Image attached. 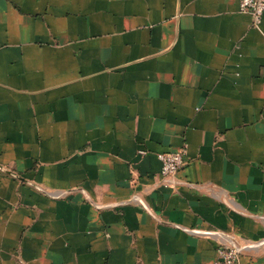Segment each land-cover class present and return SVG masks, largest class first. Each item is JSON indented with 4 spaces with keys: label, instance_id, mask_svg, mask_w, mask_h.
I'll return each instance as SVG.
<instances>
[{
    "label": "crops",
    "instance_id": "crops-1",
    "mask_svg": "<svg viewBox=\"0 0 264 264\" xmlns=\"http://www.w3.org/2000/svg\"><path fill=\"white\" fill-rule=\"evenodd\" d=\"M233 243L264 264V15L0 0V264H213Z\"/></svg>",
    "mask_w": 264,
    "mask_h": 264
},
{
    "label": "built area",
    "instance_id": "built-area-1",
    "mask_svg": "<svg viewBox=\"0 0 264 264\" xmlns=\"http://www.w3.org/2000/svg\"><path fill=\"white\" fill-rule=\"evenodd\" d=\"M242 11L253 15L254 25H259L264 15V0H238ZM162 162L161 173L164 178L172 179L187 162L185 147L159 153ZM242 245L226 244L218 248V256L213 264H240Z\"/></svg>",
    "mask_w": 264,
    "mask_h": 264
}]
</instances>
